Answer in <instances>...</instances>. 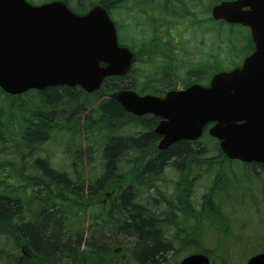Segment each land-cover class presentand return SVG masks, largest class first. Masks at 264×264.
Masks as SVG:
<instances>
[{
  "label": "trees",
  "instance_id": "trees-1",
  "mask_svg": "<svg viewBox=\"0 0 264 264\" xmlns=\"http://www.w3.org/2000/svg\"><path fill=\"white\" fill-rule=\"evenodd\" d=\"M74 1L70 5L76 13H86L98 4L113 18L133 7L136 11L135 3L153 8L154 15L144 6L138 12L149 24V35L132 44L124 36L120 41L135 53V64L145 62L156 68L157 75L153 79L142 77L134 65L127 76L108 77L91 94L79 87L54 86L12 96L0 88V141L10 143L11 136L20 130L21 141L32 153L65 132L75 143L91 141L88 158L101 155L98 165L88 163V185L79 145L71 154L74 162L68 170L54 167L49 156H40L27 173L28 154L23 148H18L12 159L0 161V169L17 166V173L28 183L14 189L0 176V186L4 187L0 190V264H171L169 255L175 258L188 251L206 254L216 264H229L231 250L225 246L228 237L236 238L235 206H246L259 219L263 215L264 165L235 162L241 166L242 183H246L241 186V179L230 168L233 162L207 131L197 141H180L159 150L161 136L155 133L159 118L133 116L112 96L120 90L165 96L179 83L183 88L208 84L219 72L217 61L193 62L187 59L192 53L176 50L173 24L193 21L191 15L196 20V6L198 12L202 6L208 12L221 0H205L206 4L204 0ZM116 23L122 33L121 23ZM211 23L220 28L221 37L230 35L231 43H251L249 33L244 36L241 32L246 28ZM180 72L185 74L183 78ZM3 106L8 107L7 113ZM15 112H24L19 123L13 121ZM170 171L177 175L173 180L166 177ZM253 174L259 191H253L248 179ZM199 186H203L200 193ZM96 197L104 200L95 204ZM88 206L92 209L90 227L86 218H79ZM69 210L78 216H71ZM206 232L217 235L215 249L203 246L202 234ZM263 238L257 234L245 244L242 240L238 243L245 247L264 243Z\"/></svg>",
  "mask_w": 264,
  "mask_h": 264
},
{
  "label": "water",
  "instance_id": "water-1",
  "mask_svg": "<svg viewBox=\"0 0 264 264\" xmlns=\"http://www.w3.org/2000/svg\"><path fill=\"white\" fill-rule=\"evenodd\" d=\"M58 0L33 6L26 0H0V88L10 95L54 86H80L88 93L105 78L127 75L135 55L119 45L108 12L95 7L73 13ZM214 20L251 29L255 51L243 65L217 73L208 86L194 84L161 98L123 90L113 94L128 113L161 118L155 132L159 149L197 141L208 125L229 160L264 165V0L223 1ZM104 64V65H102ZM196 254L180 264H210ZM247 264H264V252Z\"/></svg>",
  "mask_w": 264,
  "mask_h": 264
},
{
  "label": "rangeland",
  "instance_id": "rangeland-1",
  "mask_svg": "<svg viewBox=\"0 0 264 264\" xmlns=\"http://www.w3.org/2000/svg\"><path fill=\"white\" fill-rule=\"evenodd\" d=\"M37 5L47 3L48 0H32ZM205 1V0H204ZM224 1V0H221ZM221 1H218L216 4L220 3ZM77 2L74 1L73 6L76 7ZM206 4V1H205ZM215 4V5H216ZM135 9L130 8L125 11H121L123 13H118L114 15V20L116 22H120L122 25V34L121 31L119 32V36L125 37V40H127L130 44L134 43L135 41H138L140 39H143V37L149 35V24L145 19H142L138 12L143 9V6L148 9V11L152 12L154 15V9L151 7L146 6L145 4L141 3H135ZM202 5V4H201ZM126 7V6H125ZM132 7V5H131ZM80 9V6H78ZM198 7L196 6V9ZM213 8V7H212ZM211 9L208 10L205 8V6H202V12H198L196 9V17L197 19L194 20V16H192L193 21H183L182 23H175L173 24V32L176 35L175 43H176V50L178 51H184L186 54L192 53L193 55H187V59L191 61H200L211 59V64H214V61H217L216 65H219V71H228L232 70L237 66H240L243 62V60L251 53L253 47L252 43L247 44L246 41L239 40L233 41L232 43L228 38H230V35H223L220 36L221 31L220 28L211 23ZM194 9V8H193ZM194 12V10H192ZM162 13V12H161ZM207 20L210 21L207 23ZM164 24H161L160 29ZM126 27V28H125ZM219 30V31H218ZM241 32L246 36L248 33L246 30H241ZM219 34V36H218ZM235 42H237L235 44ZM243 51V52H242ZM242 52V53H240ZM240 53L241 55H237ZM180 58L185 57L183 54H179ZM236 62L239 63V65L234 66ZM136 69L139 70L140 75L148 76L150 75V79H153L157 75V70L155 67L148 65L147 63H137ZM221 67V68H220ZM213 69V68H212ZM184 73L180 72V78L184 77ZM176 89H183L182 84H177ZM46 99V97H43ZM45 101V100H44ZM3 109L5 110V113L8 111L7 106H3ZM24 112L17 113L15 112V116L13 117V121L16 123L20 122L21 114ZM23 117H26V114ZM5 121V120H4ZM12 121V122H13ZM20 125V124H19ZM13 131H15V128H12ZM20 130H17L16 133L11 136L12 138L9 139L10 143L8 145H1L0 146V161L10 160L14 157L15 152L18 151V148H23L22 152L24 154H28L27 156V163L25 165L26 172L31 173L29 169L34 165V162L37 158L40 156L47 157L49 156V162L56 168H59L61 170H68L70 168V164L74 162L71 154L74 153L76 145H79L82 148V158H81V166L83 167L85 171V179H86V185H88L87 182L90 180V174H91V167H89L88 163H91V166L95 163L96 165L99 164L101 160L100 153L93 154L92 158H88L87 149L90 146L91 141L80 139L78 142H74L73 138H69L68 135L65 132L59 133L57 137L54 139L53 142H47L44 143L40 150L32 151L30 152V149L26 146V142H22L20 138ZM13 139V140H12ZM68 142V145L66 144ZM10 144V145H9ZM8 146V147H7ZM71 147L70 153H68V148ZM41 154V155H40ZM18 155V154H17ZM21 155V152H19V155ZM73 160V162H72ZM232 161V160H231ZM79 162V160H78ZM233 165L231 170L233 171L234 175H238V177L241 179L240 183H242V171L241 166L235 162L232 161ZM94 165L93 167H96ZM92 167V168H93ZM2 170V171H1ZM254 170H258V168H255ZM1 178L4 177L7 184L10 185V187H15L14 189H18L20 187L27 186L28 183L24 182L25 179L21 175H19L17 172H20L19 168L12 167L9 168L8 166L4 169H0ZM255 172V171H254ZM260 172L259 170L257 173ZM40 172H37L39 174ZM255 172V174H257ZM33 175V174H30ZM40 176V175H39ZM42 176V175H41ZM177 175L172 173L171 171L167 173L166 177L168 179L173 180L176 178ZM264 178V174L262 175ZM248 179L252 183L253 191H259V184L256 182L255 175H249ZM204 184V183H201ZM245 182L240 184L241 186H245ZM168 186L171 189L172 184L168 182ZM4 187L0 186V190H2ZM203 186H199V193L202 192ZM32 192V190L29 191V193ZM257 193V192H256ZM172 193L169 190V195ZM104 200V198L96 197L95 204L100 201ZM87 205L91 207V203L87 202ZM87 207L85 210H83V213L79 216L80 219L86 218V224L87 227H90V218L92 215V209L90 207ZM227 207V204L225 205ZM78 210H82V206L80 208H77ZM70 211V210H69ZM231 212V211H230ZM70 213H72L70 211ZM235 224H234V234L236 235V238L228 237L226 239V243H228L225 248H228L231 250V255L229 259V264H246L248 259L258 253L264 252V243H256L253 245L247 244V246L242 247L239 245V241L242 240L243 244H245L250 237L260 234L264 237V211L261 219L257 218V216L252 213L251 211H247L246 206L237 205L233 209ZM71 216H74L75 218L78 216H75L73 213ZM204 240V247L207 246L209 249H215V246L217 244V235H213L212 232L203 233L202 234ZM264 242V238L262 239ZM5 242V240H3ZM240 246V248H239ZM257 246H260L256 251L254 252V249L257 248ZM13 247V246H11ZM236 249V251H235ZM193 254L194 251H188L183 254L176 255L177 257H173L172 255H169L168 258L172 260L171 264H179L180 261L186 257L189 254Z\"/></svg>",
  "mask_w": 264,
  "mask_h": 264
},
{
  "label": "bare ground",
  "instance_id": "bare-ground-1",
  "mask_svg": "<svg viewBox=\"0 0 264 264\" xmlns=\"http://www.w3.org/2000/svg\"><path fill=\"white\" fill-rule=\"evenodd\" d=\"M2 139V138H1ZM8 142L6 141V140H3V141H0V144L1 145H3V146H5L6 144H7ZM169 148V147H168ZM160 150V149H159ZM33 206V205H32ZM42 205H40V207H41ZM37 207V206H36ZM56 223H58V222H56Z\"/></svg>",
  "mask_w": 264,
  "mask_h": 264
},
{
  "label": "flooded vegetation",
  "instance_id": "flooded-vegetation-1",
  "mask_svg": "<svg viewBox=\"0 0 264 264\" xmlns=\"http://www.w3.org/2000/svg\"><path fill=\"white\" fill-rule=\"evenodd\" d=\"M54 1H56V0H48L47 3L54 2ZM69 1L73 2L74 0H67V2H69ZM249 31H250V30H249Z\"/></svg>",
  "mask_w": 264,
  "mask_h": 264
}]
</instances>
